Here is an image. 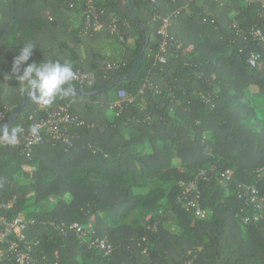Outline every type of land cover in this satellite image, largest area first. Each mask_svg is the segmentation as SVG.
<instances>
[{"label":"trees","instance_id":"obj_1","mask_svg":"<svg viewBox=\"0 0 264 264\" xmlns=\"http://www.w3.org/2000/svg\"><path fill=\"white\" fill-rule=\"evenodd\" d=\"M76 1L0 0V110H9L0 128L28 97L11 76L25 43L36 48L21 73L53 60L95 76L71 81L46 106L68 105L82 123L71 129L80 136L72 147L45 143L29 155L23 143L0 144V214L36 221L28 233L40 243L35 264H183L194 254L196 264H264V218L253 219L236 196L239 185L257 184L264 197V117L254 100L264 97V40L238 33L264 35V0H98L104 15L95 36L82 33L84 1L78 16ZM166 19L168 37L160 33ZM115 41L118 54L108 58ZM251 52L262 67L250 65ZM117 101L122 110L109 111ZM44 115L33 99L9 128L31 129ZM201 171L204 220L177 203L179 183ZM139 207L158 219L156 230L146 217L126 223ZM50 223L92 225L114 252L89 250Z\"/></svg>","mask_w":264,"mask_h":264},{"label":"built area","instance_id":"obj_2","mask_svg":"<svg viewBox=\"0 0 264 264\" xmlns=\"http://www.w3.org/2000/svg\"><path fill=\"white\" fill-rule=\"evenodd\" d=\"M83 1L84 26L82 33L88 36H95L103 27L101 18L104 15V10L97 6L98 0ZM247 1L250 2L252 0ZM169 22V19H166L160 30V33L164 37L169 36L167 31ZM112 33H118V28L115 23L112 25ZM238 33L245 40H264L263 33L256 28H252L248 31L238 29ZM166 46L167 41L165 40L163 49H165ZM159 59L161 62H165L163 56H160ZM249 63L252 67H262L260 54L251 52ZM113 66L119 67V65H110L111 68ZM94 78V74L77 71L76 77L73 81L83 84L86 82H92ZM119 96L122 99L125 98L123 92H121ZM39 106L40 108L45 109V115L35 125L38 129V135H33L31 129L23 127L24 131L20 134L19 139L15 144H8L3 141H0V144L11 147L23 143L26 152L31 155L33 148L38 145L48 143L52 146H56L57 143H62L67 147H72L75 139H80V136L71 129L78 126L80 127L82 123H80L78 118L70 111L68 105L59 106L55 109H50L49 107L41 105ZM117 108H119L120 111L122 110V101L113 102L109 106L111 111ZM8 111V109L0 110V122L6 118ZM30 118L32 119L33 117ZM260 174L259 177L263 178V170L260 171ZM222 177V182L226 184L231 180L232 172L227 171L222 174ZM206 180H208L207 172L201 171L194 178L181 181L179 183L180 192L177 198L178 204L182 205L188 211H193L195 217L201 220L207 219L209 216V212L202 208L200 191V183ZM236 196L238 200L242 201L244 205L251 210L253 219L259 220L264 218V197L261 195L260 188L257 184L239 185L236 191ZM154 218V215L150 214L146 217V221L155 220L153 230H156L159 221L157 218ZM243 221L246 223L249 221V218L243 217ZM35 223V220L28 219L23 213H19L13 218H7L0 214V263L10 261L15 264H35V249L40 243L31 241L28 238V233ZM50 225L64 236L69 232L75 233L80 243L87 246L89 250H100L105 256L112 255L114 252V247L108 239L96 236V229L92 225L83 226L78 223L69 226L57 223H50ZM197 258L198 254H194L191 257H188L183 264H196Z\"/></svg>","mask_w":264,"mask_h":264},{"label":"clouds","instance_id":"obj_3","mask_svg":"<svg viewBox=\"0 0 264 264\" xmlns=\"http://www.w3.org/2000/svg\"><path fill=\"white\" fill-rule=\"evenodd\" d=\"M36 45L27 42L19 47V55L15 58L11 76L18 81L17 92L21 95H27L35 100L41 106H48L53 103L58 93L64 91L76 77V73L70 63L49 60L47 62L28 64L21 67L31 59ZM24 131L22 125L8 128L5 126L0 129V141L8 144H15L20 134ZM33 135H38V129L31 128Z\"/></svg>","mask_w":264,"mask_h":264},{"label":"rangeland","instance_id":"obj_4","mask_svg":"<svg viewBox=\"0 0 264 264\" xmlns=\"http://www.w3.org/2000/svg\"><path fill=\"white\" fill-rule=\"evenodd\" d=\"M81 0H77L76 1V3H75V8H76V12H78V13H76V15L78 14L79 15V13H80V9H81V6L83 5V3L82 2H80ZM77 15V16H78ZM120 43L118 42V41H115V42H112L106 49H105V54L107 55V57L108 58H110L112 55H115V54H118V50H119V48H120ZM117 56V55H116ZM255 101H256V103H257V105H258V107L261 109V111H262V114H263V117H264V97H260V98H255L254 99ZM109 111H111L110 109H109ZM110 113L111 112H109V115H110ZM111 116V115H110ZM26 170H28V171H31V168L30 167H26L25 168ZM147 189H142V190H140V189H138L137 190V192L138 193H147ZM55 203H56V201H54L53 199L52 200H50L49 202H48V204H49V208H50V210L51 209H53V207L55 206ZM168 207H169V204L167 203V201H166V204H165V206H164V208H163V211L164 212H166L167 210H168ZM163 212V213H164ZM145 217H147L146 216V211L145 210H143L142 208H138L128 219H127V221H126V223H131V222H133V221H142ZM247 218V217H246ZM244 222V221H243ZM170 225H171V230H172V232H174V233H180V230L176 227V225H175V223H172V221L170 220L169 222H168Z\"/></svg>","mask_w":264,"mask_h":264},{"label":"water","instance_id":"obj_5","mask_svg":"<svg viewBox=\"0 0 264 264\" xmlns=\"http://www.w3.org/2000/svg\"><path fill=\"white\" fill-rule=\"evenodd\" d=\"M142 58H143V56L140 55L139 58H138V61L136 62V65H135L133 71L128 75L127 78H133L138 73V71L140 69V66H141ZM123 79L124 78H119L117 81H122ZM117 81H114L112 83V85L109 86L106 90H109L112 87H114L115 84L117 83ZM31 100H33V98L28 96L25 99V101L23 103H21V105L18 107V109L15 111L14 115L9 119V121L7 123H5L0 129H3L5 126H7L9 128V126L13 123L14 119L16 118V116L21 113V111L25 107V105L28 104Z\"/></svg>","mask_w":264,"mask_h":264}]
</instances>
